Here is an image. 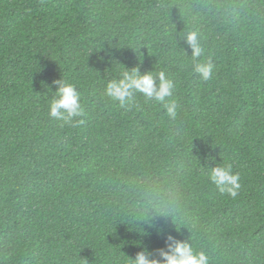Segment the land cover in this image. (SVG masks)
Instances as JSON below:
<instances>
[{"label":"trees","instance_id":"obj_1","mask_svg":"<svg viewBox=\"0 0 264 264\" xmlns=\"http://www.w3.org/2000/svg\"><path fill=\"white\" fill-rule=\"evenodd\" d=\"M0 264H264V0H0Z\"/></svg>","mask_w":264,"mask_h":264}]
</instances>
